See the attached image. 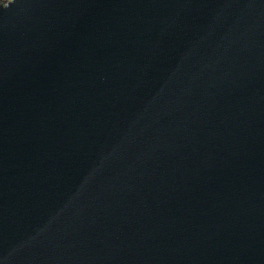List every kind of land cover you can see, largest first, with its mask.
<instances>
[{
  "label": "water",
  "instance_id": "1",
  "mask_svg": "<svg viewBox=\"0 0 264 264\" xmlns=\"http://www.w3.org/2000/svg\"><path fill=\"white\" fill-rule=\"evenodd\" d=\"M0 264H264V0H0Z\"/></svg>",
  "mask_w": 264,
  "mask_h": 264
},
{
  "label": "rangeland",
  "instance_id": "2",
  "mask_svg": "<svg viewBox=\"0 0 264 264\" xmlns=\"http://www.w3.org/2000/svg\"><path fill=\"white\" fill-rule=\"evenodd\" d=\"M5 1V0H4Z\"/></svg>",
  "mask_w": 264,
  "mask_h": 264
}]
</instances>
